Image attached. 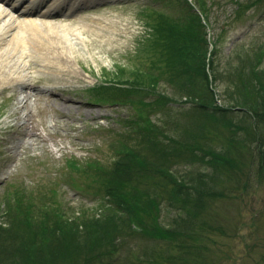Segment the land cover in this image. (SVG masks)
Returning <instances> with one entry per match:
<instances>
[{
	"label": "rangeland",
	"instance_id": "rangeland-1",
	"mask_svg": "<svg viewBox=\"0 0 264 264\" xmlns=\"http://www.w3.org/2000/svg\"><path fill=\"white\" fill-rule=\"evenodd\" d=\"M88 1H70L69 8L74 9L66 8L62 16L52 21L60 32L33 33L36 38L70 40L66 52L72 53L73 58L66 66L76 75L58 74L55 69L58 61L51 59L52 50L45 45L42 52L47 58L41 60L36 49L28 45L31 50L26 51L28 66L25 70L34 87L25 90L16 84L0 89V226L4 229L0 230V250L5 253L11 250V255L19 256L24 244L16 243L17 235L25 233L31 235L33 243L26 246L27 253L22 259L18 257L13 261L0 257V264H89L94 253H85L89 244H84L87 235H73L78 239L72 245L64 241L55 244L52 234L61 232L58 229L49 230L52 234L47 232L53 224L50 223L52 214L44 210L64 209L66 212L60 213L67 215L61 217L64 220L80 218L84 221L87 217L84 212L89 218L109 216L107 212L100 213L106 197L103 189L108 179L115 176L118 162L125 160V153L150 150L155 152L151 155L153 167L144 172L135 171V176H131L135 181L123 191H137V188L142 191L147 182L170 190L161 193L162 188L154 187L161 193L158 195L160 205L148 222L142 220L146 222L145 232L136 221L129 219L124 208L112 202L111 214L118 215L115 224H111L117 232L108 237L105 246L110 254L105 255L100 264H264V172L259 171L261 165L257 160L251 169L248 147L243 148L241 157L236 153L227 155V138L234 136L244 144V132L252 126L248 117L251 111L239 97L260 100L262 96L259 84L248 76L257 72V67L264 71V49L257 67L252 58V53L264 48V0ZM77 3L82 7L75 8ZM190 11L198 15L206 11L202 18L205 30L201 27L185 32L180 38V52L172 55V41L167 37L171 41L170 59L177 56L174 61L177 63L179 56L193 55L191 39L206 38L208 42L204 44L209 46L208 53L213 51V44L216 45L213 59L220 76L217 82H212L214 101L206 97L209 86L196 78L198 67L193 66L190 78L179 82V77L175 76L183 66L176 65L177 69H173L154 47L159 38L158 16L167 19H164V27H170V21H186ZM181 27L176 28L179 33ZM170 32L178 35L174 30ZM165 35L162 42L159 41L163 46L168 45L164 43ZM201 46H204L203 40ZM195 51L204 54V49ZM241 65L246 69H240L243 74L234 80ZM191 79L195 80L194 87L190 86ZM106 85L113 100H95L90 93L96 91L90 90ZM48 90L59 94L65 104L75 102V107L69 110L63 103L53 105L45 99ZM38 93L42 96H34ZM25 96L30 99L27 107L17 109L18 99ZM211 101L218 108L242 107L243 110L225 113L222 117L228 116L232 126L217 122L216 132L213 122L195 109L197 104ZM89 110L101 117L93 119ZM62 111H71L69 118H60ZM30 113L32 119L22 125L23 116ZM139 117L147 118L150 124L144 123L135 131L131 123L142 124ZM17 126L20 131L16 130ZM12 129L17 132H11ZM261 131L264 133V127ZM33 133L40 134L43 142L37 140L31 148L33 142L24 136ZM24 141L27 146L22 145ZM201 143L203 148L212 146L213 152L206 153ZM15 146H18L16 153L13 152ZM211 154L218 155V160H211L215 157ZM225 158L227 165L223 163ZM205 173L215 178L208 181L213 188L205 186L206 195L200 202L203 206L195 209L194 205L193 215H185L172 205L174 198H170L169 192L173 188L167 185L168 180H188ZM118 176L121 177L120 172ZM207 192L213 196L209 197ZM178 197L183 204L189 198L183 193ZM108 199L111 202L112 198ZM19 201L21 210L14 207ZM9 207L13 210L7 215ZM179 217L187 222H180ZM26 219L31 227L25 226ZM158 222L161 231L155 226ZM177 222L180 225H176ZM109 228L96 233L97 243L103 239L100 233L109 234L112 227ZM170 228L180 235L177 239L164 236L162 230Z\"/></svg>",
	"mask_w": 264,
	"mask_h": 264
},
{
	"label": "trees",
	"instance_id": "trees-1",
	"mask_svg": "<svg viewBox=\"0 0 264 264\" xmlns=\"http://www.w3.org/2000/svg\"><path fill=\"white\" fill-rule=\"evenodd\" d=\"M201 2V0H199ZM206 11H204L203 13H201V15H198L196 11L192 12H188L187 15V20L183 21L181 19H176V21H170L172 23L169 24L170 27H164V23L167 20L166 18H163L161 15L158 16V20H159V26H158V33H159V38H157L156 40V44H155V48L158 49L162 56L164 58H166V62L167 64L169 63V65L173 68V69H177V67L179 65L183 66V69L181 72H179L175 78L179 77V82L182 81H186L187 78H190V74L193 71V66L198 67L197 69H195L196 72V78H201L203 80V82H205L207 84V86H209V94H206V97H211V99L213 100V90H212V82H217L219 79V73L216 71V66H215V60L213 59V55L215 56V48L216 45L213 44V51H209L208 53V49L209 46L205 45L207 44V40L206 38H203V47L201 46L202 44V40L200 41V37L199 38H195V39H191V43H193L192 45V50L194 52H192L193 55H191L188 58H184L182 56H179V62H174L175 59L177 58V56L171 57L170 59V53L172 54H177L178 52H180V49L182 48L180 42V38L185 36V32H189L191 29H195V31L198 28H205L206 26L203 24V17H205ZM183 25V26H182ZM182 26V27H181ZM181 27L180 29V33L179 31H177L176 28ZM188 28V29H187ZM175 31L178 33V35H175L173 32L170 31ZM205 30V29H204ZM207 32V30L205 31ZM166 40L164 41L168 43V45L163 46L162 44L159 43L162 42V39L164 38V34ZM190 33V32H189ZM178 37V40L176 37ZM167 37H169V39L172 41V48L170 50H172V52L169 53V47L171 46V41L167 40ZM199 39V40H197ZM205 43V44H204ZM175 44V46H174ZM179 44V45H178ZM184 44V43H183ZM181 46V47H180ZM186 48V47H185ZM200 49H204V54L202 53H196L195 50H199ZM188 51V47L186 48ZM264 48L260 49L259 51H255L254 53H252V58H254V66L257 67L258 63H261V58H260V53L262 52ZM184 51V50H183ZM263 53V52H262ZM209 55V59L208 58ZM191 67V69H190ZM240 69H246L243 65L240 66V68L237 70V74L236 77H234V80H237L242 74ZM187 73H185V72ZM250 71V70H249ZM210 72V74H209ZM187 74V75H186ZM231 75V74H230ZM186 76V77H185ZM210 77L212 78V81L210 79ZM231 78V77H230ZM251 78L253 81L257 82L259 84V90L261 92V99L258 100L255 97H251L249 96V99H245L242 97H239V100H244L245 102V108L249 109V111H251V114L248 116L250 118V122L251 123V127H249L247 129V132H244V137L242 139V141L244 142H238L234 136L232 137H228L227 141L229 142L228 145V149H227V155L233 156L234 153H236L237 155H239V157L243 156L244 152H243V148L245 150L246 147H248V156L250 155L249 159V165H251V169L253 164L255 163V160H257V162L260 161V170H263L264 172V133L261 131V129L264 127V71H260L257 67V72L254 71L253 75H249L248 79ZM183 79V80H182ZM232 80V78H231ZM195 81V80H194ZM194 81L192 82L191 79V83L190 86L192 85L194 87ZM184 83V82H183ZM180 84V83H178ZM102 88V87H101ZM191 87H189L190 89ZM105 89L106 93L109 94V88L105 87L103 88ZM193 89V88H191ZM103 94V93H102ZM106 95V94H105ZM110 95V94H109ZM111 96V95H110ZM206 98H204L203 100H205ZM255 101L254 103H250V101ZM214 101V100H213ZM213 101L209 102V103H204V104H197L195 106V109H199L200 111H202V116H204L205 118H207V120L209 122H213L215 124L212 123V126L214 130H216L217 132V128L215 127L216 125H218L220 122V125H229L232 126L231 120L228 118V116L226 117H222L225 113H232L236 110L234 109H222V108H218L213 106ZM258 101V102H257ZM244 108V107H243ZM242 107L238 108L237 111H242ZM141 120L142 124H140V122H132L131 124L134 125L133 129L136 131L139 128L141 129L142 125L144 123L146 124H150V121H148V119L146 118L145 120L142 119L141 117H139ZM217 123V124H216ZM233 132V131H232ZM218 133H220V131H218ZM232 135H235L232 133ZM241 143V145H239ZM185 144H187V142H185ZM191 145V144H189ZM167 145H163V147H165ZM201 146L203 148L204 144L201 143ZM144 147L146 149H151V147L145 146ZM172 148V147H171ZM125 149L127 150L128 147L125 146ZM204 151L206 150V153L210 154L213 147H207V148H203ZM193 152V150H192ZM213 152V151H212ZM247 153V152H246ZM236 154L234 156H236ZM151 155H155V152H153L152 150L148 151L147 153H139L138 152H128L127 154L125 153V160H122L120 162H118L117 165V169L114 171L115 176L113 177V179L109 180L108 179V185L105 189H103L105 191L106 197L104 198V202H102L103 204L101 205V212H107L108 214H110L109 216H102L101 218H89L88 215L84 212V216L86 217V220H80V218L78 219H73V220H64L61 217L62 216H67L66 214H60V213H64L66 212L64 209H60L57 207H49V209H43L44 212L47 211L48 213L52 214V216H50V223L52 224V227L48 228L47 232H51L49 230H60V233H55L51 232L52 234V240H54L55 244H58L62 241H64L67 244H75V241L78 239V236H82L83 233H85L87 235V240H85L84 244L89 243L86 248V252L87 254L93 252V258L90 261L89 264H100L102 263V260L104 259L105 255H109L107 250L108 247L105 246V244H107L108 242V237H110L113 233H116V227L112 226V224H115V218L117 217L118 214H111V207L112 202H115V204L117 206H120L122 208H124L128 214V217L131 221H136L138 223V226H142L141 228L144 230V224H146V222H148V219H151V215H154V213L157 211V209L159 210V205H160V200L158 199V195H160L161 193H163V191H168L170 190V188L166 189V188H162L161 186H158L157 184L154 185V183L152 182H147L146 183V187L144 190L140 191L139 188H137L136 190H131V192H126L123 191V189H125L126 187H130L131 184H133V182L135 180L132 179L131 176H135L134 172L135 171H145L147 169H149L150 167H153V164L151 162ZM211 156H215L214 158L211 157V160H218V155H213L211 154ZM237 157V156H236ZM128 158V161H127ZM229 158V157H228ZM227 160V158H225ZM224 159L223 163L225 165H227L228 160L226 161ZM226 162V163H225ZM214 163V161H213ZM211 164V163H210ZM224 165V166H225ZM216 167V166H215ZM227 168V166H226ZM118 172H120L121 177L118 176ZM123 177V178H122ZM203 177H206L207 179H203ZM137 179V178H136ZM215 178L210 177V175L208 174H201V175H197L196 178H190L188 180H177L176 178H174V180H168L170 183H168L167 185L173 188V191L169 192L170 194V198H174L173 201V206L176 205L177 208H179L180 210H182L185 215H193L192 212V207L195 205V209H197L199 206H203V204H201V198L203 195L205 194V190L203 189L205 186L207 189L213 188V186H211V184H209L208 181H214ZM153 186V188H152ZM154 187H160L162 188V192H158L154 189ZM121 189V190H119ZM130 190V189H129ZM181 193L186 194L187 197H189L188 199H185V204H183L180 199ZM123 194V196H122ZM207 195L209 197L213 196V193L207 192ZM112 198L111 202L108 198ZM128 201V202H127ZM192 204L190 205L189 203ZM115 206V205H114ZM17 210H21L22 209V205H21V201H19V203H17L16 206H14ZM29 209L31 211H33L32 206H29ZM12 208L9 207L8 211H7V215H9L12 212ZM42 210H40L39 212H41ZM99 213V212H98ZM14 214V213H13ZM112 215V216H111ZM135 219V220H134ZM143 219L146 220V222L142 221ZM77 220V221H75ZM179 221H186V219H184V217H179ZM112 223V224H111ZM159 225L160 223L158 222L155 226L157 227V230L159 229ZM176 225H180L178 222L176 223ZM25 226L26 227H31L32 224H29L28 220L26 219L25 222ZM135 226V225H134ZM111 229H110V228ZM147 227V226H145ZM109 230V234L108 232H101L103 230ZM134 229V227H133ZM132 229V231H133ZM0 230L4 231V229H2V227L0 226ZM101 230L100 232V237H102L103 239L97 243V238L96 233ZM146 230L142 231L145 232ZM165 234V237H175L176 239L180 236L179 234H177L174 229H169L168 231H164L162 230ZM27 234V235H26ZM73 235H78V236H73ZM85 235V236H86ZM158 235V234H157ZM17 237L19 238V240L16 241V243L18 245H20L21 243L24 244V248L21 252V254L19 256H15V255H11L10 252H12L10 250L7 251L8 253H5L4 250L2 251V249L0 250V257L1 259H12L13 261H15L16 258L20 257L22 259V256L26 255L27 251H26V246H32L33 243L30 241L31 240V235L28 233H25L24 236H19L17 235ZM24 239V240H23ZM103 242V243H102ZM35 243V241H34ZM80 245V244H79ZM102 245V246H101ZM84 249V248H83ZM79 250L78 252L81 254L82 250ZM20 250V249H19ZM31 254H33L32 252H30ZM84 253V254H85ZM18 263V262H17ZM21 263V262H19Z\"/></svg>",
	"mask_w": 264,
	"mask_h": 264
},
{
	"label": "bare ground",
	"instance_id": "bare-ground-1",
	"mask_svg": "<svg viewBox=\"0 0 264 264\" xmlns=\"http://www.w3.org/2000/svg\"><path fill=\"white\" fill-rule=\"evenodd\" d=\"M70 1L71 0H56L53 1L54 7L51 6L45 9L42 6V4L44 5L43 0H32L29 4L28 0H26L24 2V9L19 10L17 3L10 4L7 0H0V89L7 85L16 84L17 86L20 85L21 89L23 88L25 90L33 88L28 86L26 83L30 80V77L25 70L28 66V63L25 61L27 56L26 51L31 50L28 45H31L34 51L36 49L40 60L43 57L47 58V55L42 52V50H44L42 45H45L47 49L49 48L52 50L51 59L53 61H58L56 64L57 66L55 67L58 74L68 73L70 75H76V72L73 69L66 66V64L70 63L69 60L73 58L72 53L66 52V47L71 42L70 40L65 42L57 39H49L47 37H33V33H40L43 32V30L60 32L58 26L52 21L60 11L70 6ZM88 2H91V0ZM77 4V8L82 6L79 5V3ZM35 18H39V21ZM19 19H23L24 21H20ZM68 26L69 25H60L62 28ZM73 31H75V29H73ZM30 33H32L30 36L26 35ZM60 61H63V63L61 64ZM46 66L47 65L43 63V67L46 68ZM39 90L47 91L42 88H39ZM24 93H27V91H24ZM36 95L37 97L42 96L39 93L34 96ZM58 95L59 94L56 92L48 90L45 99L53 105H55V103L59 105L61 103L65 104V102L61 101V98ZM18 100L20 101L18 103L20 106H18L17 109L24 110L30 99L28 96H25L23 99L19 98ZM68 102L69 101L65 104L66 107L69 110L73 109L75 107V102L71 101L69 104ZM70 113L71 111H62L60 118H69ZM18 114H20V112H18ZM100 115L101 114L93 115V110H89V116H92L93 119L101 117ZM23 119L24 122L22 125H25L28 119L30 121L32 118L31 115L28 114L23 116ZM18 128H20V126H17L16 128L17 131H20ZM16 130L12 129L11 132ZM24 137L28 141L30 140L29 142H33L31 143V148H34L37 140H41L43 142L40 134L38 133H33L31 136ZM22 145L27 146L28 143L24 141ZM14 150H18V146L13 147V152L16 153Z\"/></svg>",
	"mask_w": 264,
	"mask_h": 264
}]
</instances>
